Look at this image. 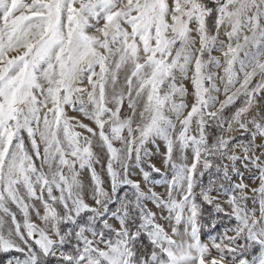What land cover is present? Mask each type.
Returning <instances> with one entry per match:
<instances>
[{"label":"snow or ice","instance_id":"6c2138e0","mask_svg":"<svg viewBox=\"0 0 264 264\" xmlns=\"http://www.w3.org/2000/svg\"><path fill=\"white\" fill-rule=\"evenodd\" d=\"M0 264H264V0H0Z\"/></svg>","mask_w":264,"mask_h":264},{"label":"rangeland","instance_id":"374dc122","mask_svg":"<svg viewBox=\"0 0 264 264\" xmlns=\"http://www.w3.org/2000/svg\"><path fill=\"white\" fill-rule=\"evenodd\" d=\"M188 101H189V103L191 102V97H188ZM69 114L70 115H77L76 113H71V112ZM84 122L88 123L89 121L85 120ZM147 147L149 149H151L152 151H155V148H154L153 145L149 144V145H147ZM161 149H163V145L162 144H161ZM153 162L156 163L157 166H159V159L158 158H154ZM84 179L87 182V174L86 173H85ZM249 183H251V182L249 181ZM157 191H160V189H157ZM33 219L36 220L37 223H39V220L36 217H33ZM205 238H207V237H205Z\"/></svg>","mask_w":264,"mask_h":264}]
</instances>
